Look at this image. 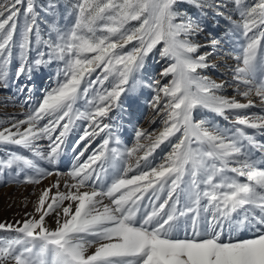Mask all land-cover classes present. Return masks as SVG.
<instances>
[{
    "label": "snow or ice",
    "instance_id": "6c2138e0",
    "mask_svg": "<svg viewBox=\"0 0 264 264\" xmlns=\"http://www.w3.org/2000/svg\"><path fill=\"white\" fill-rule=\"evenodd\" d=\"M177 2L75 0L71 23L50 25L43 38L36 0H0V87H8L14 63L11 75L29 82L57 65L55 86L23 119H9L0 143L56 164L82 127L71 144L67 176L73 182L65 181L66 191L57 181L55 193H40L38 218L0 222V232L15 233L0 239V264H264V115H242L252 99L218 94L224 83L199 75L210 54L198 55L201 46L191 37L203 29L180 15ZM230 3L237 19L227 16L229 28L241 44L233 70L244 88L238 94L264 105V0ZM195 5L204 7L202 0ZM46 7L54 12L58 5L49 0ZM154 50L171 61L160 73L172 77L169 83L147 85L156 92L151 107L163 127L137 129L135 146L121 151L111 147V113L122 94L144 86L137 77ZM18 91L31 99L33 88ZM199 108L232 127L194 120ZM97 137L102 142L92 147ZM173 138L171 152L151 166L156 149ZM42 140L48 141L43 151ZM9 170L25 184H39L45 175L34 159L16 152L0 158V173ZM244 230L250 238L240 237Z\"/></svg>",
    "mask_w": 264,
    "mask_h": 264
},
{
    "label": "rangeland",
    "instance_id": "374dc122",
    "mask_svg": "<svg viewBox=\"0 0 264 264\" xmlns=\"http://www.w3.org/2000/svg\"><path fill=\"white\" fill-rule=\"evenodd\" d=\"M75 0H55L58 7L54 12L47 10L49 0H36L38 16V25L43 38H47L49 27L52 24L65 25L72 21L71 5ZM251 2V0H249ZM204 7L195 5V0H178L176 10L185 19L198 21L203 31L191 37L194 43L201 47L198 49L199 54H210L207 57L209 67L199 70V75L207 77L209 80L217 83H224V87L219 90L218 94L228 97H235L242 103H246L247 99L254 101L253 107L250 109L239 110L242 115H264V105L261 104L259 98L252 96L245 98L239 96V91L244 90L243 85L238 84L234 80L233 70L237 66L235 57L239 55L241 44L232 36L228 15H232L233 19H237L233 11L230 0H202ZM23 7V5L21 6ZM23 15H21V23ZM179 22V21H177ZM214 40H220V44L213 46ZM42 47V46H41ZM36 45H33V55H35ZM15 59V58H14ZM171 61L161 59L159 50H154L146 61V66L142 73L137 77L138 81H142L144 86L137 83L135 91H129L122 94L119 100V107L111 113L114 133L112 135L113 143L111 147H117L121 151H126L136 144L135 131L137 129L144 130L149 133L159 132L162 127L163 117L157 115L156 111L151 107L152 99L156 95L154 88L147 85L154 80H160L161 86L169 83L171 76L161 77L160 73L169 65ZM15 63L10 69V79L8 87H0V130L9 126V119H23L27 113L37 102L43 98L46 90L55 86L57 65L53 64L51 68H45L44 72L36 73L31 81L21 77L16 79L11 73L14 71ZM28 84L33 88L31 99L25 91L21 93L18 89ZM161 95H163L161 93ZM27 100V103L25 102ZM234 118V117H233ZM194 120L206 121L215 127H232L231 121H224L223 118L216 116L208 110L199 108L194 110ZM105 122H108L107 120ZM249 134L261 137V133L254 129H248ZM77 133H82V127H77L73 137L69 143L64 146V151L56 164H50L47 160H41L34 157L31 152L24 150L16 145H4L0 143V158H6L9 153L16 152L23 154L36 161L39 168L45 170V175L40 178L39 184L23 183V176H17L16 173L8 171L7 174L0 173V222L22 221L29 216L38 214L34 208L40 193L45 188H52V193L57 189L52 187L59 181V190L66 191L65 181L71 184L73 181L67 173L72 169L74 163L73 149L71 144L74 143ZM119 138V145L116 144V137ZM102 142V137H97L93 141L92 147ZM146 143V141H141ZM176 138L171 143L162 144L150 157L151 166H157L163 162L164 158L171 152V145L176 143ZM47 140L39 142L40 149L46 150ZM91 153V149L87 154ZM87 154L84 159L87 158ZM259 160L260 157L258 156ZM47 173H51L48 175ZM25 174L31 175V172ZM135 174V173H134ZM55 181V182H54ZM68 202L65 201V204ZM49 227H55L54 217L46 218ZM241 238H250L251 234L244 230L238 233ZM15 236V233L0 232V239H8ZM227 238V237H226Z\"/></svg>",
    "mask_w": 264,
    "mask_h": 264
},
{
    "label": "bare ground",
    "instance_id": "6f19581e",
    "mask_svg": "<svg viewBox=\"0 0 264 264\" xmlns=\"http://www.w3.org/2000/svg\"><path fill=\"white\" fill-rule=\"evenodd\" d=\"M55 182V181H54Z\"/></svg>",
    "mask_w": 264,
    "mask_h": 264
}]
</instances>
